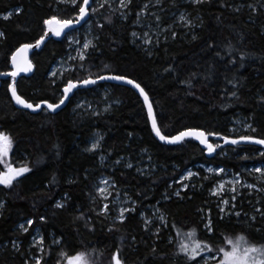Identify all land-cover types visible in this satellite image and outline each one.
I'll return each mask as SVG.
<instances>
[{"label": "trees", "instance_id": "trees-1", "mask_svg": "<svg viewBox=\"0 0 264 264\" xmlns=\"http://www.w3.org/2000/svg\"><path fill=\"white\" fill-rule=\"evenodd\" d=\"M251 1L226 0L232 7H221V0H204L203 4L192 6L197 17L193 32L189 35L178 33L174 40L169 36L167 41H160L153 46V54L149 57L131 40L135 11L142 3V0H134L132 15L126 22L117 20L115 25L95 31L100 35V51L93 53L91 61L95 66L89 72L65 73L63 79L66 82L68 78H84L96 74L98 70L103 75V65L107 64L109 70L130 73L146 86L154 103L159 126L165 135H175L189 127H200L229 136L255 135L264 138V102L260 100L264 96V11L252 13L247 7ZM240 4L245 6L235 11ZM18 6H22V14L13 13L7 20L0 18V31L6 33V39H0V72L10 70L7 57L17 46L34 42L43 35L40 23L43 17L64 15L63 6L56 9L54 0H0V13ZM193 35L197 39L193 40ZM113 37L117 41L116 45L111 42ZM64 39L56 41L50 38L40 51L32 53L33 73L17 79L19 92L26 99L39 102L43 98L58 102L59 91L49 87L52 79L49 71L64 53ZM229 41L233 45L232 51L225 47ZM209 42L214 44L212 49L206 48ZM217 51L221 53L220 57L215 55ZM241 52L245 53L243 61L240 60ZM233 57L237 60L235 66L228 62ZM169 64L174 66L176 72L170 74L163 71ZM209 64L212 65L211 78H205L203 74L208 71ZM192 72L201 73L193 81L194 87L189 88L179 82ZM233 77L241 81L238 98L227 95L233 87L226 81ZM7 83L10 81L0 83V130L9 133L14 140L9 161L15 167L28 164L33 171L19 179L11 190L6 191L0 186V199L6 202L3 214L0 215V264H22V257L12 249L9 242L18 238L23 241L22 250L28 247L29 233L21 235L17 226L36 212L46 214L48 223L42 226L37 221L29 231L38 228L40 233L55 231L59 235L63 232L69 254L85 243L91 246L92 242H98L97 247L108 246L104 259V264H108L114 246L120 243L122 237H126L121 253L126 264H182V261L172 257L179 240L175 231L166 228L161 231L162 239L153 242L149 232L141 228V222L137 219L139 212L149 205L157 204L167 212L169 225L173 220L179 225L190 226L196 223L199 220L197 210L201 207H210L213 217H216L219 210L206 197L209 183L202 179L200 169V176L191 181L195 187L182 191L183 199L173 197L170 202H166L161 196L168 190L169 184L175 186L182 170L194 168L198 164L208 163L238 170L244 164L264 162L259 155L264 148L257 145H225L213 156H207L191 138L182 144L159 142L152 134L140 97L124 85L110 82L82 88L58 112L32 113L27 110L18 111L10 102L9 93L6 92ZM102 87H107L110 97L119 103L108 111H100L97 116L83 115V112L72 109L76 98L90 95ZM246 117H254L253 120L245 121L256 131L245 129L231 134L232 120ZM94 131H100L103 135L102 147L99 152H87L85 149ZM129 132L133 135L129 136ZM210 140L216 142L214 138ZM54 145L58 146L59 155H56L57 148ZM142 149H147L146 156H151L155 165L151 176H140L133 169L123 168L122 165H116L110 173L117 185L128 191L133 199L140 201L137 211L127 214V222L119 225L120 231H107L111 217L101 222L94 213H90L94 231L86 230L83 222L73 224L72 218L77 214V206L82 211L92 207L88 194L93 191L99 153L105 156L107 162L112 163L118 157H134ZM244 156L248 158L242 159ZM53 172L56 173L57 182L45 187V182L51 181ZM85 172L88 173L87 179L84 178ZM69 178L77 182L66 183ZM137 192L141 193L139 197ZM64 193L71 197L70 206L53 215L52 204ZM46 199L48 202L43 203ZM244 200L240 204L241 200H237V209L242 208L244 213L251 214L249 203L245 204ZM34 204L37 206L34 207ZM257 227L264 228V221L249 226L247 222L237 223L235 219L229 222L226 219L218 223L216 234L210 238L215 246L223 245L224 240L242 233H247L253 241H264V230L257 232ZM166 234L175 237L172 243L164 242ZM132 236L136 237L135 243L131 242ZM201 238L209 237L202 234ZM153 244L158 250L155 256L150 254ZM56 251L58 249L53 250V260L48 264H54ZM160 253L165 255L161 257Z\"/></svg>", "mask_w": 264, "mask_h": 264}, {"label": "snow or ice", "instance_id": "snow-or-ice-1", "mask_svg": "<svg viewBox=\"0 0 264 264\" xmlns=\"http://www.w3.org/2000/svg\"><path fill=\"white\" fill-rule=\"evenodd\" d=\"M54 2L56 9L63 6L64 15L61 16L57 14L45 16L41 19L40 23L44 32L43 35L35 41V47L37 48L41 46L50 33L55 37H60L62 33L66 35L65 30H76L75 26L82 24H88L89 33H91L95 32L97 29L102 31L106 26L115 25L117 20L124 23L132 15V6L134 4V0H116L115 3L113 0H54ZM191 3L198 6L203 4L204 0H191ZM166 5L168 7H176L177 0H143V3L138 6V10L135 11L136 19L133 23L141 30H132L130 32L131 40L137 44V47L145 51L146 55L149 57L153 54V46L160 43L161 36L164 37L165 41H167L169 35L173 40L177 38L178 33L174 30L177 26V22H182V26L188 28H191L195 22V18L192 17L190 13L180 10L179 15L171 24H165L164 13ZM244 6V4H240L234 10L240 11ZM221 7H232V5L226 3V0H221ZM247 7L252 13L264 11V0H256V3H248ZM13 13L17 15L22 14V6L15 7L12 11H8L7 13H0V18L5 20L10 19ZM93 17L98 18L93 20ZM0 39H6L5 32L0 31ZM192 39L195 40L197 37L193 35ZM68 40L70 41L68 45L70 50L74 45L76 46V55L68 56L66 63H69V67L65 69V72L68 74L72 72H89L90 68L95 66L91 62L93 53L100 51L99 32H96L91 39L86 36L84 40L81 41L73 36H68ZM111 42L113 45L117 44L114 37ZM31 47H33L32 44L23 43L16 48L15 51H12L10 57H7L12 65V70L10 72L0 73V75L13 78L12 82L7 83L6 92L10 93V102L14 101L15 104L19 106L17 109L18 111L31 110L32 113H37L38 111L55 113L57 110L61 109L66 102L70 101L71 97L82 88L88 85H97L98 81L115 80L131 86L132 89L138 92L139 97L143 100V105L146 106L147 121L150 122L151 131L162 142L168 144H182L188 142V138H191L198 141L199 145L203 146L201 148L202 153L206 152L209 155L216 153L222 148L221 143H214L209 140V137L213 136L220 138L223 145L238 146L242 143L264 145V138H258L255 135L229 136L217 131L210 132L200 127H189L177 132L175 135L163 134L158 123L154 103L149 91L146 90V86L130 73H116L109 70L107 64L103 65V75L99 74L98 70L94 75L89 74L84 78L78 79L68 78L66 82L63 79V73L61 74V78L57 80V74L53 71L50 73L53 78L50 81L49 87H54L59 91L58 102H50L49 99L43 98L39 99V102L30 101L20 94L19 84L15 78L20 72H31L33 70V65L27 58H24L22 62L18 59L22 53H25ZM213 47L214 44L212 42L206 44V48L208 49H212ZM225 47L228 51H232L233 45L231 41H229ZM113 50L115 51V48H113ZM215 55L220 57L221 53L217 51ZM244 57L245 53L241 52L240 60L243 61ZM228 62L235 66L237 60L233 57ZM241 66H243L242 63ZM163 71L172 74L176 72V69L173 65L169 64ZM211 74L212 65L209 64L208 71L203 75L205 78H211ZM199 76H201L200 72H192L187 78L179 82L192 88L194 87L193 81ZM226 82L233 87V90L228 92L227 95L238 98V90L241 86V81L233 77L227 79ZM260 100L264 102V96L260 97ZM116 103H119V101H116ZM85 106L88 111L83 112V115H100L99 112L93 109L91 103L86 104L83 100L76 105V108L81 109ZM110 107L111 106L108 105L104 110L108 111ZM253 119L254 117L245 118V120ZM243 127L250 129L252 132L256 131V129L251 128L250 123H243ZM128 135L132 136L133 134L129 132ZM102 140L103 135L99 132L95 133V138L85 151L94 153L102 147ZM13 145L14 140L12 136L0 130V160L8 156ZM53 147L57 148L56 155H59L58 146L54 145ZM141 151L146 153L147 149H142ZM259 155L261 159L264 160V151L260 152ZM241 158L247 159L248 157L244 156ZM104 159L105 156L102 154V163ZM151 159V156H148V160L151 161ZM37 163H39V161H37ZM116 165H123V167L127 169H132L134 167L132 162H125L119 157L113 162V166ZM150 167L154 168L155 165H145L143 168L137 167L136 172L140 176H151L152 173L146 171V169ZM32 171L33 168L28 164L15 167L11 163H7L5 170L0 171V186H3L6 191L11 190L15 187L16 183L19 182V179L25 178V174H30ZM206 171L207 173H215L217 177L221 174H227V169L222 166L216 168L208 167ZM245 173H247V175L258 174L256 176L257 183H247ZM199 176V172H194L190 169L187 170L180 176V181L178 182L180 190L171 193L166 190L165 193L162 194L161 199L166 202H170L173 197L183 199L182 191L190 190L195 187V185L191 184V180ZM87 177L88 173L85 172L84 178L87 179ZM202 179L208 180L209 177L205 175ZM56 182V173L53 172L51 181H46L45 187L55 185ZM76 182L77 181L72 178L66 181L68 184ZM229 186L231 187L229 188ZM92 187L93 191L88 194L92 207L86 211H82L80 206H77L75 209L77 214L73 216L72 223L79 225L83 222L86 230L94 231L95 228L92 222V216L90 215V213H94L101 222L111 216L107 231H120L119 225L127 222L126 214L130 215L135 213L140 201L138 199H133L127 191H124L117 185L113 178L108 176L98 178V181L95 182ZM167 187L172 188L173 185L169 184ZM201 187H203V185H201ZM229 192L231 195H229ZM245 193H247L248 196H252L254 193L256 194L255 203L251 200L248 201L249 204H252L251 214L244 213L242 208L239 210L237 209V200L243 201ZM140 195L141 193L137 192V196L139 197ZM209 195L210 197L217 198V208L219 211L216 217H213L210 207H201L197 210L199 220L196 223H192L190 226L189 224L179 225L173 220L171 225H169L167 212L162 207L154 206L151 217L145 216L143 212L140 213L143 218L144 230L152 231L154 227L155 231L153 235L157 239H159L163 228L170 227V230H174L176 237H179V242L172 252V257L174 260L182 261V264H264V241H253L247 236V233H242L234 239L229 238L224 240L223 245L217 247L212 243L210 238L212 235L216 234L218 223H223L226 219L229 222L233 219H235L237 223L247 222L249 226L264 221V166L254 167L250 172L247 169H245V172L236 171L231 174V178L226 180L217 179L216 184L209 190ZM109 197H113V199L110 201ZM48 199L44 200L43 203H47ZM189 199H191V197H189ZM70 200L71 197L68 193H64L60 199L55 200L52 204L53 215H55L57 211L66 210L70 206ZM128 201L131 202V206H122ZM33 206L36 207L37 204ZM5 207L6 202L0 199V215L3 214V209ZM117 207L119 209L117 214L112 216L113 209ZM37 221L40 222L42 226L47 225L48 216L36 212L33 214V217L26 218L25 223L27 226H25V223L18 225V230L21 235L23 233H29V235L32 236L27 248L22 250L23 241L18 238H13L9 242L12 249L22 257V264H48L49 261L53 260L54 249H58V251L55 252L54 264H104L105 252L108 248L107 245L100 248L96 246L98 242H92L91 246L85 243L82 247H78L72 254H69L68 242H66V237L63 232L59 235H56L55 231L51 233L41 232L35 235L30 233V227ZM262 230H264V228L257 227L256 229L257 232ZM77 231H79V228H77ZM202 234H207L209 238L202 239ZM124 239H126V237H122L120 243L114 246V250L108 257V264H126L125 258L121 255ZM173 239H175V237L170 236L168 242L172 243ZM135 241L136 237L132 236L131 242L135 243ZM62 245L64 247H61ZM157 252L156 245L153 244L150 254L155 256ZM159 255L163 257L165 254L160 253Z\"/></svg>", "mask_w": 264, "mask_h": 264}, {"label": "rangeland", "instance_id": "rangeland-1", "mask_svg": "<svg viewBox=\"0 0 264 264\" xmlns=\"http://www.w3.org/2000/svg\"><path fill=\"white\" fill-rule=\"evenodd\" d=\"M113 2L115 3L116 0H113ZM142 3H143V0H142ZM251 3H256V0H252ZM95 6V5H93ZM192 6H194L192 3H191V0H177V6L176 7H168L166 5V8H165V13H164V23L165 24H171L175 18L179 15V12L180 10H184L188 13H190V15L192 17L195 18V22L193 24V26L191 28H188V27H184L182 26V22H177V26L174 28L175 31H177V33H182V34H186V35H189L193 32V28L194 26L196 25V16L194 15L193 13V8ZM12 11V10H10ZM7 13V12H6ZM98 17H93V20H96ZM134 25V24H133ZM133 30H141L139 27H137L136 25H134V29ZM96 33L95 32H91L89 33V25L88 24H84L83 26H81L79 29L75 30V31H72L70 33H68L66 36H65V49H64V53L62 54L61 57H59L51 66L50 68V71H49V77L50 78H53L50 73H52L53 71L56 72V78L57 80H59L61 78V74H65V69H67L69 67V63H66L67 59H68V56L69 55H76V51H75V45L73 46V48L70 50L68 45L70 43V41L68 40V36H73L75 37L76 39L78 40H81L83 41L84 38L87 36V38L91 39L93 35H95ZM170 36V35H169ZM164 40V37L161 36L160 37V41ZM136 44V43H135ZM64 76V75H63ZM110 91L107 87H102V88H97L95 89V91L93 93H91L90 95H84V96H81V97H78L74 100L73 102V107L72 109L74 111H77V112H85V111H88L86 109V106L84 108H81V109H77L76 108V105L80 103V101H85L86 104L87 103H91L92 106H93V109L97 112H105V107L110 105L111 107L114 105V104H117L116 103V99H113L110 97ZM111 107L109 108V110L111 109ZM243 123H247L245 121V119L243 118H236V119H233L232 122H231V125H230V131H231V134H236L240 131H243L245 130L246 128L243 127ZM99 132L101 134L100 131H94L91 135V137L89 138V141H88V145L87 147L90 145L91 141L95 138V133ZM102 135V134H101ZM214 140H216L215 143H221V140L220 138L216 139L214 138ZM212 141V140H210ZM86 147V148H87ZM100 149L96 150V152H99ZM10 152L11 150L9 151V154L7 157L3 158L1 161L2 163V171L5 170V166L7 163H10L9 161V157H10ZM215 154V153H214ZM213 154V155H214ZM101 155L99 153L98 155V166H97V169H96V176L94 177L95 180L93 182V184L95 182L98 181V178H101L102 176H108V177H111L113 178L110 173L112 171V169L116 166H113V162L112 163H109L107 162L106 158L104 159L103 163L101 162ZM212 155V156H213ZM122 160H124L125 162H132L134 164V167L132 168L134 170V173L138 174L136 172V168L137 167H140V168H143L145 165H152L153 162L152 161H149L148 160V156H146V153L145 152H142L141 150L138 151L137 154H135L134 157L132 156H123L121 157ZM138 162V163H137ZM261 166H264V162H260V163H254L252 165H241L239 167L238 170H235L233 168H227V174H221L219 177H217V175L215 173H207V168L208 167H212V168H216V167H221V166H217V165H213V164H208V163H202V164H198L196 165L194 168H188V169H184L180 172L179 176H178V179L177 181H175V186H173L172 188H168L167 191H170L171 192H174L176 190H180V187H179V181H180V176L183 175L187 170H192L194 172H199L198 169H200L201 171V174H203V177L205 175H207L209 177L208 180H206V182H208V187L206 189V197H208L210 199V204H212L214 206L215 209L218 210L217 208V198L215 197H210L209 195V190L213 187L214 184H216L217 182V179H229L231 178V174H233L234 172L236 171H240V172H245V169H247L249 172L251 171V169H253L254 167H261ZM123 167V165H122ZM223 167V166H222ZM124 168V167H123ZM155 168H148L146 169V171H153ZM107 170L109 171V173H107ZM200 173V172H199ZM139 175V174H138ZM246 175V182L247 183H257V179H256V176L258 174H253V175H247V173H245ZM197 178V177H196ZM114 179V178H113ZM193 181V180H191ZM184 182H188V181H184ZM173 185V184H172ZM119 186V185H118ZM120 187V186H119ZM231 186H229L230 188ZM121 188V187H120ZM123 189V188H121ZM124 190V189H123ZM126 191V190H124ZM128 192V191H127ZM129 193V192H128ZM229 195H231V193L229 192ZM122 198V197H121ZM113 199V197H109V200L111 201ZM244 201H245V204H248V201L251 200L253 203H255L256 201V194L254 193L252 196H248L247 193H245L244 195ZM239 200V199H238ZM242 201L239 202V204L241 203ZM122 206L124 207H128V206H131V202L128 201V202H125ZM154 206H158L157 204H153V205H149L146 207V209L144 210H141L137 216V219L141 222L140 225H141V228L142 230H144V227H143V218L141 217L140 213L143 212L145 213V216L147 217H151L152 214H153V209H154ZM240 206V205H239ZM249 208L251 209L252 211V204H248ZM159 207V206H158ZM118 207L117 208H114L113 211H112V216H115L118 212ZM127 215V214H126ZM111 217V216H110ZM22 223H25V222H20L18 225L22 224ZM25 226L26 223H25ZM18 227V226H17ZM166 228H163L162 230H164ZM145 231V230H144ZM155 231L154 227L152 229V231H148L150 236L153 237V242L155 241H158L160 239H162L161 237H159V239H157L154 235H153V232ZM33 235H35L36 233H40L39 232V229L38 228H35L32 232ZM161 236V234H160ZM171 235L170 234H166L165 238H164V242L165 243H168L169 244V237ZM237 236V235H236ZM32 236H28V239H27V246L29 244V241L31 240ZM235 237H233L234 239ZM179 242V240H178ZM219 246H222V245H218L217 244V247ZM181 264V263H180Z\"/></svg>", "mask_w": 264, "mask_h": 264}, {"label": "water", "instance_id": "water-1", "mask_svg": "<svg viewBox=\"0 0 264 264\" xmlns=\"http://www.w3.org/2000/svg\"><path fill=\"white\" fill-rule=\"evenodd\" d=\"M83 25H84V24H82V25H78V26H75V28H76V29H79V28H80L81 26H83ZM65 31H66V35H67L68 33L72 32V31H74V30H65ZM66 35H65L64 33H62V35H61L60 37H55L54 35H52V34L50 33V34L46 37L45 41L41 44V46H40L39 48L35 47V41H34V42H31V43H28V44H32L33 47L29 48L25 53H22L21 56L18 57V59L22 62V61L24 60V58H27L28 61H31V63H32V65H33V70H32L31 72H20V73L18 74V76H17L15 79L17 80V79H18L19 77H21V76L28 77V76H30V75L33 73V71H34V64H33L32 60H31L32 53H33V52H38V51H40V50L43 48L44 44L48 41V39L52 38V39H54V40H56V41H60V40H62ZM19 46H20V45H19ZM19 46H17L16 48H18ZM16 48H15V49H16ZM15 49H14V51H15ZM9 66H10V70H9L8 72H10V71L12 70V65H11L10 61H9ZM0 73H5V72H0ZM12 79H13V78H11L10 76H3V75H0V83H1V81H4V80H9L10 82H12ZM110 82H112V83H117V84H120V85H124V86H127V87H129V88L132 89L131 86L126 85V84H123L122 82H118V81H115V80H104V81H98V84H100V83H110ZM92 86H94V85H88V86H86V87H84V88H90V87H92ZM133 90H134V89H133ZM134 91H135V90H134ZM135 92H136V91H135ZM136 93L138 94V92H136ZM9 96H10V93H9ZM138 96H139V95H138ZM140 99H141V101H142V103H143V100H142L141 97H140ZM12 103H13V105H14L16 108H19V106L16 105L14 101H12ZM67 103H68V102H66V104L63 105V106L61 107V109L64 108V107L67 105ZM144 107H145V110H146V113H147L146 106H144ZM61 109H59V110H61ZM59 110H57L56 112H58ZM27 111L31 112V110H27ZM56 112H55V113H56ZM149 125H150V122H149ZM150 129H151V125H150ZM152 134H153V136H154L159 142L164 143V144H168V143H165V142L160 141L159 138L156 137L155 134H154L153 132H152ZM210 138H218V137H214V136H213V137H209V140H210ZM193 140H194V139H193ZM196 142L199 144L198 141H196ZM221 144H222V147L225 146V145H223V142H222ZM247 144L256 145V144H254V143H242V144H240V145H247ZM200 146H201V145H200ZM257 146H260L261 148H264V145H257ZM202 147H203V146H201V148H202ZM205 153H206V152H205ZM206 154H207V156H212V155H213V154L209 155L208 153H206Z\"/></svg>", "mask_w": 264, "mask_h": 264}, {"label": "bare ground", "instance_id": "bare-ground-1", "mask_svg": "<svg viewBox=\"0 0 264 264\" xmlns=\"http://www.w3.org/2000/svg\"><path fill=\"white\" fill-rule=\"evenodd\" d=\"M77 30V29H76ZM93 87V86H92Z\"/></svg>", "mask_w": 264, "mask_h": 264}]
</instances>
